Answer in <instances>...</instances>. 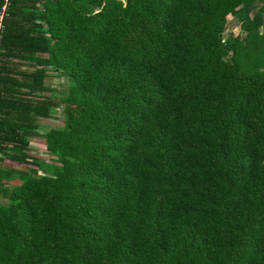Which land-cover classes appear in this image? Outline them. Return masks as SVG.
Masks as SVG:
<instances>
[{"label":"trees","instance_id":"trees-1","mask_svg":"<svg viewBox=\"0 0 264 264\" xmlns=\"http://www.w3.org/2000/svg\"><path fill=\"white\" fill-rule=\"evenodd\" d=\"M1 23L0 264H264V0H8Z\"/></svg>","mask_w":264,"mask_h":264},{"label":"rangeland","instance_id":"rangeland-1","mask_svg":"<svg viewBox=\"0 0 264 264\" xmlns=\"http://www.w3.org/2000/svg\"><path fill=\"white\" fill-rule=\"evenodd\" d=\"M227 31H232L234 33H237L239 30L238 22L236 19L231 15L227 14ZM48 85L52 86L55 89H58V87L63 88V90L66 88L67 85V79L63 75H59L58 73H51L45 81ZM62 124V117L60 112L58 110L53 111V116L51 118H41L40 119V129L50 127V126H59ZM30 146H31V152L42 158L43 160H52V156L46 151L45 145L42 138L39 137H32L30 138ZM13 181H11L12 183ZM0 200L5 201L3 197L0 196Z\"/></svg>","mask_w":264,"mask_h":264},{"label":"built area","instance_id":"built-area-1","mask_svg":"<svg viewBox=\"0 0 264 264\" xmlns=\"http://www.w3.org/2000/svg\"><path fill=\"white\" fill-rule=\"evenodd\" d=\"M8 3V0H4L3 4L1 5V9H0V32H1V27H2V18L6 9V5Z\"/></svg>","mask_w":264,"mask_h":264},{"label":"water","instance_id":"water-1","mask_svg":"<svg viewBox=\"0 0 264 264\" xmlns=\"http://www.w3.org/2000/svg\"><path fill=\"white\" fill-rule=\"evenodd\" d=\"M228 32V31H227Z\"/></svg>","mask_w":264,"mask_h":264}]
</instances>
